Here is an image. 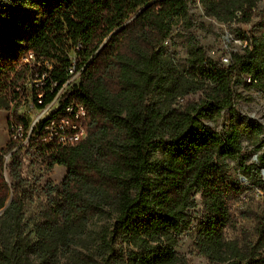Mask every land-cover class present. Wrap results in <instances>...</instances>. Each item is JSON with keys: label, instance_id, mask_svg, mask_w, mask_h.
<instances>
[{"label": "trees", "instance_id": "trees-1", "mask_svg": "<svg viewBox=\"0 0 264 264\" xmlns=\"http://www.w3.org/2000/svg\"><path fill=\"white\" fill-rule=\"evenodd\" d=\"M257 2L199 0L205 17L228 25L249 24ZM188 20V0H0V109L25 96L29 76H44L32 88L34 108L42 110L63 88L57 109L82 105L87 132L69 147L29 137L47 169L67 171L47 190L30 239L22 224L28 191L19 146L30 122L16 112L8 119L9 140L0 149V264H185L176 248L196 195L203 208L196 255L208 264H264V187L256 239L241 247L224 234L232 205L247 191L228 174L227 162L241 152L239 135L200 123L232 110L234 77L264 90V61L236 30L246 46L228 67L195 45L186 66H175L163 44L177 22ZM73 63L79 75L66 84ZM197 92L198 102L172 107ZM18 126L22 139L13 138ZM257 162L261 178L264 152Z\"/></svg>", "mask_w": 264, "mask_h": 264}, {"label": "rangeland", "instance_id": "rangeland-1", "mask_svg": "<svg viewBox=\"0 0 264 264\" xmlns=\"http://www.w3.org/2000/svg\"><path fill=\"white\" fill-rule=\"evenodd\" d=\"M189 2L188 22H177L173 26L169 38L163 44L166 55L175 66L179 68L186 66L187 51L190 45H195L202 48L208 59L221 67H228L232 62L233 54H243L245 47V43L237 37L236 30L245 32L251 38L252 44H255L257 48L258 59L264 61V0H258L252 19L247 25L221 24L212 18L205 17L202 8L195 0H189ZM225 58L227 62L223 61ZM43 78L44 76L40 79L29 76L24 83L25 96L20 98L16 105L13 104L10 110L0 109V149L9 140L8 119L13 112L26 117L31 125L40 116L43 115V118H46L57 110L59 105L57 101L63 88L55 99L42 110L34 108L32 88H35ZM248 79L246 76L234 77L232 86L234 97L231 111H222L216 119L202 118L200 120L203 127L220 135L233 129L239 135L241 152L236 160L227 162L228 174L231 180L238 181L247 188V191L237 203L232 205V225L225 229L224 234L225 238L236 240L241 247L254 243L256 239L254 215L261 210V194L258 189L264 187V175L261 174V178H259L256 172V168H260L257 156L264 152V90L246 86L245 82H248ZM202 97L203 94L200 92L189 94L177 100L172 107L183 108L189 103L198 102ZM156 103L158 106L166 105L160 100H148L150 105ZM254 125H258L260 130L257 131L253 128ZM19 146L22 147L20 157L23 162L21 177L28 191L23 210V232L24 235L33 239V222L38 219L40 210L46 205V192L49 188L59 186L67 171L63 166L57 165L47 169L41 163L37 153L29 147L27 137L22 140ZM9 155L4 157L5 163L9 162ZM156 158H158L157 154ZM243 168L248 171H244ZM195 201L197 207L189 211L191 224L178 237L176 252L185 260V264H208L203 257L196 255L194 248L196 228L203 217L199 195L195 196ZM104 223L106 222H98L96 225Z\"/></svg>", "mask_w": 264, "mask_h": 264}, {"label": "built area", "instance_id": "built-area-1", "mask_svg": "<svg viewBox=\"0 0 264 264\" xmlns=\"http://www.w3.org/2000/svg\"><path fill=\"white\" fill-rule=\"evenodd\" d=\"M195 2L200 6L199 0H195ZM244 43L246 46V42ZM223 61L227 62V59L225 58ZM69 73L71 77L66 84L78 78L79 72L75 70L74 63L70 66ZM40 102L38 101V103ZM43 117L42 115L31 123L26 135L27 140L34 133V137L43 142L69 147L76 145L87 135L86 110L82 105L69 104L61 107V110L59 108L52 112L46 118ZM12 129L14 130L13 138L23 137L24 132L21 126L12 127Z\"/></svg>", "mask_w": 264, "mask_h": 264}, {"label": "water", "instance_id": "water-1", "mask_svg": "<svg viewBox=\"0 0 264 264\" xmlns=\"http://www.w3.org/2000/svg\"><path fill=\"white\" fill-rule=\"evenodd\" d=\"M261 172H262V175H264V170H262Z\"/></svg>", "mask_w": 264, "mask_h": 264}]
</instances>
